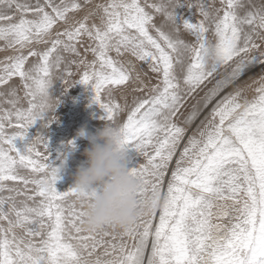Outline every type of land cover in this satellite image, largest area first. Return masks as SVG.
I'll list each match as a JSON object with an SVG mask.
<instances>
[{
    "label": "snow or ice",
    "instance_id": "snow-or-ice-1",
    "mask_svg": "<svg viewBox=\"0 0 264 264\" xmlns=\"http://www.w3.org/2000/svg\"><path fill=\"white\" fill-rule=\"evenodd\" d=\"M92 3L0 0V51L15 53L0 62V193H15L0 196V264H264V5L109 0L93 11ZM85 9L88 15L77 19ZM92 17L100 24L90 26ZM61 23L67 27L55 31ZM84 37L91 62L78 49ZM34 45L50 46L41 51ZM65 52L79 59L66 60ZM113 52L147 64L160 82L149 88L133 75L135 65L125 66ZM72 65L84 69L76 84L94 93L92 102L108 124L117 125L126 109L115 91L138 84L132 90L145 93L118 129L130 173L141 185L138 196L151 198V210L125 232L84 227L77 189L56 188L62 166L53 164L50 141L29 135L40 122L43 128L57 122L61 101L54 99V80L64 73L66 94L77 74ZM257 67V86H246L255 96L248 99L240 87L216 103L170 172L186 134L175 123L185 95L215 79L204 97L208 107ZM15 77L23 96L10 84ZM20 196L25 199L18 202Z\"/></svg>",
    "mask_w": 264,
    "mask_h": 264
},
{
    "label": "rangeland",
    "instance_id": "rangeland-1",
    "mask_svg": "<svg viewBox=\"0 0 264 264\" xmlns=\"http://www.w3.org/2000/svg\"><path fill=\"white\" fill-rule=\"evenodd\" d=\"M96 1L97 0H93L92 5H90L89 7L94 6L96 3H105V2H103V0H98L99 2L98 1L96 2ZM33 2H34V0H33ZM150 2H151V0H150ZM252 3L255 4L257 7H259V6L264 5V0H252ZM217 4L219 6V3H217ZM85 10H87V9H85ZM81 12L76 13L74 15L79 16L81 14ZM29 18H31V17H29ZM160 22L161 21L159 20V23ZM62 24L63 23L58 24L56 28L62 27ZM65 27H67V25L64 26L62 29H64ZM59 29H61V28H59ZM185 39H187L189 41L191 40L190 42H194V38L191 36L185 35ZM86 40H87V43H85V44L82 43L83 46H81V48H82V53L85 54L84 57H86V59L88 58L87 60L89 61L90 57H92L93 55L90 52L85 51V48L88 47L87 45H89L91 43L87 38H86ZM3 46H4L3 41H0V48H3ZM48 46H50V45H34L33 47L42 51ZM10 54L15 55V53L11 50H9L7 52L0 51V62H3L7 56H11ZM62 55L65 56L66 60H78L79 59V57H76V56L72 57V56H74L73 54L66 53V52L62 53ZM111 55L114 56V59H120L121 62H123V59H122L123 57H121V58L117 57L115 52L111 53ZM92 59H94V57H92ZM32 62H35V58H30V63H32ZM73 68H76V66L72 65V70H73ZM80 70L79 71L77 69L73 70V72L75 71L77 73L76 75L79 76V78L77 76H72L69 78V83L72 80L74 81L71 83V87H70V88H72L73 93L74 92L80 93V89H79L80 84L77 85L76 82H78L79 79L81 78L80 73H83L84 69L81 68ZM63 74H64L63 72L57 73L56 78L54 80V84H55V89H54V93H53L54 99H59L61 101L59 107L57 108V110L55 112V116L57 117V120H59V121L51 124L50 125L51 128L50 127L43 128L42 127L43 122L38 123L37 126H35L33 129H31L30 133H29L31 138H35V136L40 132V134H43L44 136H46L47 139L50 141L49 148H50V154H51V158H52V161L54 163V166L55 167H61L62 166V169H63L60 173V179L57 181V184H56V188L60 192L69 191L70 189L74 188L77 170L81 165L86 164V156L84 155V152L87 148L90 147L89 138L93 134L96 135L100 130L103 129L104 125L106 124V121L104 119H102V117L104 116L103 110L97 104H94L93 102L92 103L94 105H97V111L95 112L94 111L95 109H93L94 106L90 104L91 105V111L98 114V115H96V114L94 115L96 117V120H93L94 116L91 114H94V113L90 112V110H89V113H87L88 115H90V117L87 118L88 116H85L87 111H86V108H84L83 103L81 104V106H76V103H78V100L76 101V103L74 102L73 107H71V108L69 107L70 102L68 100V97L70 96V94H68L67 98H66V94L64 93V88H63L65 86L60 81V76ZM260 74H261V69L259 67L253 69L252 71L247 73L244 77H242L241 80L237 84L232 85V86L224 89L220 93V95L213 100L212 104L208 105V107H204V97L206 96L208 91L214 87L215 79H213L209 82H205L204 85H202L199 89H197L190 96L185 95L184 105L180 109V111L177 113V115L175 117V122L178 126L185 128L186 134H185L184 140L181 141L180 147H179L178 152H177V157L174 158L173 164L169 170L170 172H171L172 168H174V166H175V159L178 158L179 153L183 150V147H185L187 145L188 138H190L193 135H197L198 130H200L204 127L207 120L210 118V112H211L212 108L215 106V104L218 103L220 100H222L225 96L229 95L230 93L235 92L237 88H240V86L242 87L243 85H244L243 88H245L244 95L248 99H252L253 97L249 96L248 93L250 95H252V94L254 95L255 92H253L251 89H248L246 86L251 85L252 89L255 88L257 86L255 81L259 80ZM150 75L152 77V80L150 82L151 87H152V85L154 86L160 82V77L158 74L155 76L152 72H150ZM154 76H155V79L153 80ZM10 84L14 87L21 89L20 93H22V96H23V90H22L21 82H20L18 77L13 78V80L10 82ZM80 86H82V85H80ZM3 90L7 91V89H3ZM141 96L143 97L144 95H141ZM141 96H140V98H141ZM133 98L135 101V97H133ZM90 105H88V103H87L86 107H88V106L90 107ZM25 106H26V102H25ZM5 107H7V105H5ZM194 111L197 112L196 119L194 121H192V123H190V124L186 123L188 117ZM123 114H121V116L118 118L117 126L126 121L127 117H126V119H121ZM126 114L127 113H125L124 115H126ZM84 118H85V120H89V121H87V122H89L88 123L89 126H87V127H86L87 122L86 121H85L86 123L82 122V121H84ZM121 120H123V121H121ZM91 129H93V130H91ZM85 130H88L89 132L92 131V132L89 133V132H86ZM82 131H85L87 134L89 133L87 135L88 137L87 136H81L80 133ZM41 150H43V149H41ZM134 162L135 161H133V163ZM140 162L146 163V160H144L143 157H140ZM129 166H131V164H129ZM21 174L22 175H29L30 173L26 170H21ZM8 185H9V187H15V188L20 189L21 191H25L22 184H19L16 182H8ZM31 187L32 186H29V188H31ZM29 194H31V193L29 192ZM8 195H15V193H9V192L0 193V196H8ZM24 199H25L24 196L17 197L18 202L21 200H24ZM31 203L32 202L29 201V204H31ZM225 222L228 223L227 220L223 221V223H225ZM101 252H102V250H101Z\"/></svg>",
    "mask_w": 264,
    "mask_h": 264
},
{
    "label": "clouds",
    "instance_id": "clouds-1",
    "mask_svg": "<svg viewBox=\"0 0 264 264\" xmlns=\"http://www.w3.org/2000/svg\"><path fill=\"white\" fill-rule=\"evenodd\" d=\"M80 134L88 135L85 131ZM120 141L118 126L106 123L89 138L86 164L77 170L74 188L86 212L84 227L90 231L111 228L125 232L151 210V198L138 196L141 185L130 173Z\"/></svg>",
    "mask_w": 264,
    "mask_h": 264
},
{
    "label": "bare ground",
    "instance_id": "bare-ground-1",
    "mask_svg": "<svg viewBox=\"0 0 264 264\" xmlns=\"http://www.w3.org/2000/svg\"><path fill=\"white\" fill-rule=\"evenodd\" d=\"M98 1V0H97ZM96 1V2H97ZM99 2V1H98ZM103 2H105V4L106 3H108L109 2V0H103ZM217 3H219V0H217ZM96 4H98V3H96ZM91 8H92V10L94 11L95 10V8H94V6H91ZM86 15H88V10H84V11H82L81 12V14L79 15V16H76V18L77 19H83V17L84 16H86ZM159 20L160 19H158L157 20V23L159 24ZM161 21V20H160ZM88 23H89V25L91 26V24H93V23H96V24H100V21H99V19L97 18V17H92V18H90L89 19V21H88ZM161 23V22H160ZM64 26H66V25H64V24H62V27H59V28H61V29H59V28H56L55 29V31H63L64 29H62ZM190 38V37H189ZM82 41H83V44H85V43H87V40H86V37H84V38H82ZM191 41V40H190ZM89 42V41H88ZM83 44H82V46H83ZM87 46H89V45H87ZM2 47V46H1ZM4 47V46H3ZM85 48V47H84ZM78 49H79V51H80V53H81V56H83L84 57V55L85 54H83L82 53V48H81V45H78ZM39 50V49H38ZM26 51V50H25ZM10 55H12V54H10ZM72 56V55H71ZM113 56V55H112ZM72 57H75V56H72ZM92 57H94V56H92ZM92 57H90V59H89V62H91L93 59H92ZM113 58H114V56H113ZM119 58H121V57H119ZM5 59V58H4ZM71 59V58H70ZM88 59V58H87ZM123 63L125 64V66H127L128 65V62L129 61H131V63L132 64H134L135 65V69H136V71L133 73V75H136L137 73L140 75V77H141V79L144 81V83L145 84H147L148 85V87L151 85V80H152V77H151V75H150V72H152L150 69H149V67L147 66V64H144L143 62H138V60H136L134 57H132L131 55H128V54H126V55H124L123 56ZM5 61V60H4ZM76 70V68H73V70ZM80 70V69H79ZM78 70V71H79ZM81 71V70H80ZM75 72V71H74ZM76 73V72H75ZM153 73V72H152ZM155 76L157 75V73H153ZM80 75H82V73H80ZM159 75V74H158ZM74 76H77V75H74ZM155 76H154V78H153V80L155 79ZM78 78H79V76H77ZM75 79V78H74ZM56 82V81H55ZM72 82H74L73 80L68 84V90H67V93H66V98H67V95L68 94H70V96L68 97V100H69V102H70V108L71 107H73L74 106V102L76 103V101L78 100V103H76V106H81V104L83 103V105H84V108H86V115L85 116H88L87 118H89L90 117V115H88L87 113H89V110H90V112H92L91 111V105H93L94 106V108L93 109H95L94 111L96 112L97 111V105H94L93 103H92V98H93V96H94V93L90 90V89H88V88H86L85 86H80L79 85V89H80V93L78 92V93H73L72 92V88H70L71 87V83ZM155 82V81H154ZM240 84V83H239ZM78 85V84H77ZM242 85V84H241ZM153 86V85H152ZM240 86V85H239ZM244 86V85H243ZM242 86V87H243ZM78 87V86H77ZM135 87H138V84H132V85H130V86H128V87H125V88H122V89H120V90H117V91H115L114 93H113V98L118 102V103H120L121 105H125L126 106V109H125V112H124V114L125 113H127L126 115H122V117H121V119H126V117H127V115L129 114V112L131 111V108L133 107V105H134V98L133 97H135V99L136 98H140V96L141 95H145V93L144 92H134L132 89L133 88H135ZM151 87V86H150ZM149 87V88H150ZM241 87V86H240ZM254 89V88H253ZM58 91V90H57ZM147 91V90H146ZM249 91V90H248ZM247 91V92H248ZM251 92V91H250ZM254 92V91H253ZM65 93V92H64ZM252 94V93H251ZM20 95L22 96V93H20ZM64 95V94H63ZM248 95L249 96H252V97H254L255 96V94L253 95H250L249 93H248ZM72 97V98H71ZM142 97V96H141ZM103 98L104 99H107V94H104L103 95ZM132 98V99H131ZM88 103V105H90V107L88 106V107H86V104ZM188 103V102H187ZM81 108V107H80ZM90 108V109H89ZM79 109V108H78ZM83 109V108H82ZM99 110V109H98ZM95 112H92V113H94V114H91V115H98L97 113H95ZM86 118V117H85ZM85 118H84V121H82V122H87V121H89V120H85ZM93 120H96V117L94 116L93 117ZM57 121H59V120H57ZM121 121H123V120H121ZM62 122V121H61ZM65 122V121H64ZM81 122V123H82ZM85 122V123H86ZM120 122V121H119ZM126 122V121H125ZM41 123V122H40ZM68 123V122H67ZM89 122H87V125H86V127L87 126H89V124H88ZM92 123V122H91ZM176 123V122H175ZM178 123V122H177ZM43 124V123H42ZM56 125V124H55ZM63 125V124H62ZM51 128V127H50ZM53 128V127H52ZM66 128V127H65ZM41 129V128H40ZM54 129V128H53ZM59 129V128H58ZM69 129V128H68ZM91 130H93V129H91ZM86 132H89L88 130H85ZM44 132V131H43ZM92 132V131H91ZM91 132H89V133H91ZM94 132V131H93ZM97 132V131H96ZM193 132V131H192ZM40 133V132H39ZM88 133V134H89ZM93 134V133H92ZM51 135V134H50ZM94 135V134H93ZM92 135V136H93ZM88 137V136H87ZM77 157V156H76ZM54 164V163H53ZM233 215H235V214H233ZM225 223H227V222H225Z\"/></svg>",
    "mask_w": 264,
    "mask_h": 264
}]
</instances>
